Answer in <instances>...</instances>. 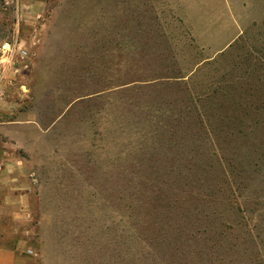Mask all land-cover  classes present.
I'll return each mask as SVG.
<instances>
[{
	"label": "rangeland",
	"instance_id": "rangeland-1",
	"mask_svg": "<svg viewBox=\"0 0 264 264\" xmlns=\"http://www.w3.org/2000/svg\"><path fill=\"white\" fill-rule=\"evenodd\" d=\"M16 37L29 66L6 73L0 114L47 122L93 98L52 126V156L33 153L31 214L0 219L4 241L22 236L36 264H264V0H0V48ZM162 79L190 94L173 97L192 107L175 135L205 134L206 197L161 167ZM112 114L139 129L119 135L146 140L132 154ZM230 201L251 240L220 259Z\"/></svg>",
	"mask_w": 264,
	"mask_h": 264
},
{
	"label": "crops",
	"instance_id": "crops-1",
	"mask_svg": "<svg viewBox=\"0 0 264 264\" xmlns=\"http://www.w3.org/2000/svg\"><path fill=\"white\" fill-rule=\"evenodd\" d=\"M4 83L6 84L7 81ZM90 98L93 96H79L71 101L66 100L62 111L60 110L53 118H49L47 122L38 116L31 115L19 118L12 110L3 111L0 114V219L4 220V216L15 218L30 216L29 190L32 180L35 184V179H24L20 177V174L27 172L28 167L43 166L41 162H37L33 153H42L43 156L47 153L52 156L54 152L51 139L52 126L65 117L72 104L90 100ZM25 152H27L26 155L21 154ZM55 156L58 155L55 154ZM4 209L8 211L4 212ZM2 232L0 229V264H36L38 262L36 258L22 254L23 245L28 244L26 239L22 236L17 238L15 233L12 242L4 241ZM42 232L43 235L49 236L43 229ZM44 241L48 240L44 238ZM44 260L47 262V257Z\"/></svg>",
	"mask_w": 264,
	"mask_h": 264
},
{
	"label": "trees",
	"instance_id": "trees-1",
	"mask_svg": "<svg viewBox=\"0 0 264 264\" xmlns=\"http://www.w3.org/2000/svg\"><path fill=\"white\" fill-rule=\"evenodd\" d=\"M128 14H130V12H128ZM130 30L133 31L131 28H130ZM151 34L152 33L147 32V35H145V37L148 36V38H150ZM177 81L178 80H174V79L159 80V87L162 85H170V89H171L169 91V93L163 97L164 100H160V101H157L154 103V104L158 105L160 108V111H159V113H160L159 114V128H160V126L162 128L167 127L168 129H165L163 131H165V135L168 134L169 136H171V139H165V137L163 138L164 143H165V149H163L162 151L159 152L160 153L159 159H162V161L164 162L163 165H161V167H165L166 169L172 168L171 170H173L174 168H177L178 170L176 171V173L180 175V176L178 175L179 176L178 178L180 179V181H184V180L188 181L186 184H189L191 187H193V185L195 184L198 191L201 192V195H204L206 197V193L207 192L211 193V192L208 188H206L204 186V182H206L205 179H208V178H206V176L209 175L208 174L209 169L205 168V166H204V164L205 165L208 164L206 162L208 153L206 150V146H204V143L206 141L205 140V134H204V132L200 133V132L192 131V133H189V132L187 133L185 131L186 134L181 133V134L175 135L179 131H177L176 129H175L176 131L172 129V125L176 124L177 122H179L180 124L183 122V119L179 115H178L179 117H175L174 119H171L173 117V115L175 114V112H176V114H177V111L184 112L185 109H187L186 112H189L190 111L189 109L192 108L191 106H189V102H191V101L187 100V99H185L187 104L184 102H183V104H180V103L175 104L173 102V97L176 95V91H178V89H180V91H181L182 88L184 89V91L186 93L185 94L186 97L190 98L189 97L190 94H189L188 90H186L185 87L179 86L177 84L178 83ZM174 84L177 85L176 86L177 88L176 87L173 88L172 85H174ZM130 86H132L133 88L137 87V86H133L132 84ZM144 87H147V86H144ZM148 87H150V86H148ZM84 95L85 94H79L76 97L84 96ZM87 101H89V100L86 99V100L79 101L75 104H72L71 107L68 109L67 113L65 114V117L72 112V110L75 108V106H77L80 103H86ZM188 115L186 117H188V119H189ZM98 117L100 118V116H98ZM178 118L181 121H179ZM96 120H97V118H96ZM200 121H201V119L198 117L197 122L201 125ZM91 122H93V121H91ZM126 125H127L126 121L123 122L122 118H120V117L116 118L115 114H112V117L110 118V125H109L110 130H112L115 133L114 135H115L117 141H119L120 138L121 139L125 138V140H127L126 141L127 148H128V150L131 151V154H132L133 150L137 151L135 149H139L138 143L143 142V144H144V142L146 140L139 138L140 140H137V141H131L130 140L131 141L130 142L128 140V138H126L122 135H119V132H126L127 134L130 132V135L129 134L128 135L131 136V132L136 133V130H139L138 127H136L135 129L134 128L131 129V127L129 128V126H126ZM181 125H179V126H181ZM96 130L97 129H95L94 132H96ZM160 130H162V129H159V133L161 132ZM166 131H167V133H166ZM188 141L191 142L192 145L187 146ZM175 143H178V145L175 147V149H167V146H172ZM213 155H215V153L214 154L212 153V156ZM219 175L221 176L222 182L226 183L227 180H226L225 174L221 170H220ZM181 178L184 180H182ZM231 201L228 204V212H227V215L225 217H226V221L229 225V228L232 227V230L230 233L228 232L229 234L221 231V234L219 235V237L217 239L219 242H217V246L215 247L216 254L220 255V256H218V257H220V259H223L225 257L224 255L229 253V250H232V253L237 252V248H238V242L237 241L238 240L241 243H245L246 246H244V247H247V248H248L247 243L251 240L248 229L246 232L243 231V233H242V230H243L242 224L244 221V216H242L240 214L237 205H236L237 208L234 207L233 202H231ZM214 202H215V200H214ZM214 212H216V211H214ZM220 212H222V210L219 212L217 211L216 212L217 215L221 216ZM222 237H227V238L229 237V240H228L229 243H226L224 240L220 241L222 239ZM215 242H216V240H215ZM224 248H226L225 253H224ZM242 251L246 252L243 249H242ZM251 256H252V253H251ZM250 259H251V257H250ZM249 264H251V263L249 262Z\"/></svg>",
	"mask_w": 264,
	"mask_h": 264
},
{
	"label": "built area",
	"instance_id": "built-area-1",
	"mask_svg": "<svg viewBox=\"0 0 264 264\" xmlns=\"http://www.w3.org/2000/svg\"><path fill=\"white\" fill-rule=\"evenodd\" d=\"M27 50L24 49L16 37L13 41H6L0 48V87L2 82L7 81L6 73L10 70L17 71L20 68H28ZM2 87L0 88V97L3 96ZM30 254H35L31 249L27 250Z\"/></svg>",
	"mask_w": 264,
	"mask_h": 264
}]
</instances>
